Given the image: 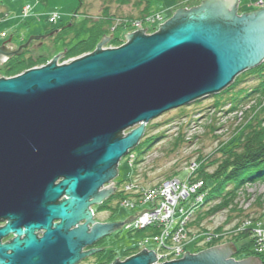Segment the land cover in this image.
<instances>
[{"label": "water", "instance_id": "1", "mask_svg": "<svg viewBox=\"0 0 264 264\" xmlns=\"http://www.w3.org/2000/svg\"><path fill=\"white\" fill-rule=\"evenodd\" d=\"M237 3L203 0L177 9L154 33L124 35L119 47L102 49L105 37L69 63L59 65L58 53L44 66L0 78V218L9 220L0 237L17 234L0 245V264H75L87 254L82 247L123 226L95 222L87 208L101 203L104 184L106 196L113 193L118 162L145 125L219 93L264 61V8L237 15ZM4 42L0 64L31 39L14 49ZM36 230H43L40 238ZM228 247L235 253L228 242L162 264H261L256 257L228 259ZM155 259L143 249L112 264Z\"/></svg>", "mask_w": 264, "mask_h": 264}, {"label": "rangeland", "instance_id": "2", "mask_svg": "<svg viewBox=\"0 0 264 264\" xmlns=\"http://www.w3.org/2000/svg\"><path fill=\"white\" fill-rule=\"evenodd\" d=\"M135 1L131 0L129 4H121L119 0H82V4L79 5L78 0H0V32L7 33L6 37H0V46L9 37L11 40L4 43L11 49L17 48L31 39L27 55H31L34 58L43 55L50 62L53 57L71 44V42H65L64 39L54 42L50 38L51 36L45 39H33L47 35L52 28L54 30L57 27L73 23L74 30L80 29L81 26L87 27L91 25L106 29L108 25L102 20L105 15L112 19L114 18L113 21L116 23V21L123 18L138 19L141 16L150 14L155 18L157 17V20L152 22V24L144 23L145 26L143 27L158 30L159 25L168 20L177 9L196 7L203 0H182L178 1V3L177 0H149L145 11H143L145 3L136 6ZM237 1V15L250 13L261 7L264 8V4L263 6L258 4L261 0ZM26 5L30 6V11L24 17L22 16V10ZM52 14L58 15V20L56 24L49 25L46 17ZM132 31H134V27L131 25L126 30L114 31V35L120 37L121 45H123L126 43L124 35L132 33ZM81 35L84 36L85 34L82 33ZM108 37L110 36L108 35ZM109 40L110 38L101 45L102 49L113 47V45L109 44ZM61 56L62 53L58 56V64L65 62L60 59ZM1 77L4 78L2 74H0ZM240 79L241 81L237 86L219 95L218 98L217 94L208 95L180 108L166 111L149 121L145 125L143 135L139 141L151 136L157 137V140L153 143L146 142L141 144L140 147L133 150L129 158H127L128 155L122 157L116 167L117 175L112 182L120 188L130 177L134 183L150 187L157 185L164 179L180 177L183 173L182 170L193 163L197 164L196 170L203 166V172H213L222 159L220 157L221 153L227 146L236 143L238 138H240V134H242L241 132L245 130L243 132V135H245L251 130L247 128L249 124L257 123L259 119H262L264 123V99L260 102L261 105H258V95L245 96L249 90L248 88L257 84L256 79L252 75L247 74L240 76ZM238 90H241L240 96H245V98L235 108H232L229 104V99ZM216 100H219L224 105L221 104V106L215 107ZM197 177L198 174L195 175L196 179ZM110 198L105 203L107 208H105L106 211L104 212H101L102 209L99 205L93 206L96 217L101 219V217L105 216L108 223H126L136 212L147 207L145 205L128 209L123 206H116L115 199ZM233 200L235 207L230 209L231 206L211 216H206L202 218L199 224L194 223L195 214L188 217L187 221L191 220L188 224L186 222V226L190 228L189 230L187 229L189 235L193 236L194 240L199 241L194 247L191 241L189 244L186 243L183 248L184 252L193 249H196L195 252L198 250L204 251L208 248L205 246L207 242L205 237L199 238L196 236L205 230L213 231L217 227H222L221 233H226L225 238L228 236L227 240L225 239L226 241L223 239L222 244L229 242L235 248L247 245L249 238H243L234 243L230 241L234 236H232L233 229L239 227V224L246 218L252 221L253 219L264 220V217H262L264 214V183L246 185L239 190ZM217 202L218 199L211 200L208 204H205L201 215ZM187 216L184 215L181 218L184 219ZM149 234L143 231L130 232L124 224L111 232L100 244L103 249H106L105 253L101 255L102 259L109 252L116 255L115 259H122L126 250L134 248L140 240L145 239ZM147 246H152V243L149 242ZM252 250L254 251L253 248ZM256 252L261 254L260 259H258L261 264H264V250ZM235 254H238L237 249ZM239 258L236 260H241ZM115 259H108L107 262Z\"/></svg>", "mask_w": 264, "mask_h": 264}, {"label": "trees", "instance_id": "3", "mask_svg": "<svg viewBox=\"0 0 264 264\" xmlns=\"http://www.w3.org/2000/svg\"><path fill=\"white\" fill-rule=\"evenodd\" d=\"M78 1L79 5H81L82 0ZM178 1L182 0H177V3ZM119 2L121 4H129L131 0H119ZM142 3H145V7L143 9V11H145L149 0L135 1L136 6H140ZM149 16L151 15L148 14L145 16H141V18L139 17L138 19L123 18L119 21H116L115 23L113 21L114 18L112 19L105 15L104 17H102V20L105 24L108 25L106 29L99 28V26L97 25H91L87 27L81 26L80 29L75 28L77 30H74V24L70 23L67 26H60L54 29L58 31L54 33L50 38H52L54 42L60 39H64V41L68 43L71 42L70 46L65 48L61 52L62 56L60 59H62V61H66L82 54L93 52L100 41L103 38L108 37V35L111 36L109 44L113 45V47H118L119 45H121V39L120 37L114 35V31L120 29L126 30V28H128L133 21L143 20ZM48 24L52 25L50 23ZM54 30L52 28L51 31ZM110 31H112V33H110ZM82 33L85 35H81ZM29 46L30 44L21 52L20 55L12 56L3 62V64L0 66V74H2L4 78L17 76L33 67L44 65L48 62L49 59L43 55L36 56L35 58L31 55H27V52H29ZM244 74L252 75L257 81V84L254 87L248 88L249 90L245 94V96L258 95V105H261L260 102L264 99V61L258 66L237 75L232 83H230L226 88L217 93V98L219 97V95L226 93L229 90L233 89V87L237 86L241 81L240 76H243ZM240 93L241 90H238L234 96L230 97L229 104L232 108H235L240 103V101L245 98V96L241 97ZM221 104L223 103H220L219 100H216L214 106H221ZM247 128L251 130L245 135H243V132H245V130L241 132L242 134H240V138H238L237 142L227 146V148L221 153L220 157L222 159L217 164V167L213 172H203V166L200 167L199 170H197L198 177L203 179V182L205 183L203 189L208 191L207 199L206 201H204L205 204H208L209 201L216 199H218V202L212 205L211 208L207 209V211L204 212L203 215H201V212H195L194 214L196 216L194 219V223L199 224L202 218L206 216H211L216 212L230 208L231 206L232 207L230 209L235 207V204H233V199L237 196L239 190L243 189L246 185L264 183V123L262 122V119H259L257 120V123L249 124ZM155 140H157V137L155 136L144 138L143 140L139 141L133 149L129 151L128 155H131L133 153V150L137 147H140L141 144L146 142L153 143L155 142ZM129 180H131L130 177L127 179V181ZM121 196L122 194L120 192H116L110 197L114 198L116 202L118 200V197ZM110 197L109 199H111ZM116 206L118 205L116 204ZM203 207L204 206L202 205V210L204 209ZM100 208L103 209V207ZM104 208L107 207L105 206ZM262 217H264V214L262 215ZM244 220L245 219H243V221ZM243 221L241 223H243ZM253 221H257V219H253ZM241 223L239 225H241ZM141 231L151 234L156 232L153 228H146L134 232ZM213 231L215 233L222 234V227H217ZM225 235L226 234L223 233V235H221L220 237H214L216 238L215 240L210 239V241L206 242L205 246L210 248L217 245V243L222 244V241H224L225 239L227 240L228 238V236L227 238H225ZM243 238H249V241L247 245H244L240 248L236 247L239 257L242 259L246 257H257L260 259L261 254L252 250V240L249 228L241 231L239 235H234L232 237V240L230 241L234 243ZM130 252L131 249L126 250L122 257H126L130 254ZM115 256V254L111 253L108 259L113 260L115 259Z\"/></svg>", "mask_w": 264, "mask_h": 264}, {"label": "built area", "instance_id": "4", "mask_svg": "<svg viewBox=\"0 0 264 264\" xmlns=\"http://www.w3.org/2000/svg\"><path fill=\"white\" fill-rule=\"evenodd\" d=\"M258 4L263 6L264 1L261 0ZM29 11L30 6L26 5L22 10V16L25 17ZM153 17L154 16L151 15L143 20L133 21L131 23L134 27L132 33L139 29H144V23L152 24V22H155L157 17ZM57 20L58 15L56 14L47 16V22L52 25L56 24ZM144 31L145 34H151L156 32L157 29H145ZM0 37L4 38L6 37V34L0 32ZM72 60L73 59H69V61H65L61 64L69 63ZM130 156H128V158ZM186 169L187 173H182L181 175L183 177L176 176L166 181L163 180L158 186L144 187L134 183L131 179L124 182L120 188H115L113 193L120 192L122 194V196L118 197V200L115 202L118 206L134 209L135 207L147 205L146 208L136 212L128 222L124 223L127 230L137 231L146 228H153L156 231L155 233H150L145 239L140 240L137 245L131 249L130 254L126 258L138 254L143 249H145L146 252L151 250L154 253L156 259L151 264H157V261L161 264L176 260L177 257L180 258L183 256V248L186 245L183 242V238L188 232L186 222L188 217L196 212L195 206L202 203L200 202L202 201L200 195L203 194L204 188L203 182L201 181H197L194 185H190L191 183L187 184L188 182L194 181L193 173L196 171V165L192 164ZM112 185L115 187L114 184ZM200 191L202 192L197 195V198L192 197L193 193L196 195V193ZM186 197H188V200H190L191 203L180 205V202ZM189 198L195 199L194 201L197 202V204L193 203V199ZM184 215L188 216L182 219L181 217ZM157 218L163 220L162 223H159L162 226H165L164 228L162 227V230H157ZM246 228L250 229L252 248L254 251L264 250V220L252 221L245 219L243 223H241L239 227L233 229V231H243ZM221 235H223V233L219 234V236ZM202 237H205L206 241L211 239V235H205ZM149 242L152 243V246L148 247L147 244Z\"/></svg>", "mask_w": 264, "mask_h": 264}, {"label": "flooded vegetation", "instance_id": "5", "mask_svg": "<svg viewBox=\"0 0 264 264\" xmlns=\"http://www.w3.org/2000/svg\"><path fill=\"white\" fill-rule=\"evenodd\" d=\"M57 183V182H56ZM55 183V184H56ZM109 190V187L107 184H104L99 192H100V196L98 197H101L102 200H101V203L99 204L100 207H103V209L101 210V212H104L106 211V209L104 208L105 207V203L106 201L109 199V197L112 195L110 194L109 196H106L107 195V191ZM66 199V196L62 195L60 196L58 199H57V203L59 202H62L63 200ZM92 198L89 199V201H91ZM94 205H88V208L87 210L91 211V215H92V219L95 221V222H100V223H108L106 217H101V219H98L96 217V214H95V211H94V208H93ZM86 211V210H85ZM9 222V220H5V219H1L0 218V228L4 227L7 223ZM55 223H57V221H53L52 222V225H54ZM75 226L69 228V230H71L72 228H74ZM23 229V228H22ZM43 233V230H36L34 232V234L36 235L37 238H40L41 235ZM108 235H105V236H102L100 237L99 239H97L96 241H94L91 245H86L84 247L81 248L80 250V253L81 254H84V253H87V254H84L83 257H81L75 264H111L113 261L111 262H107L109 256H110V252L107 256H105L103 259L101 257V255L103 253H105V250L106 249H103L100 244L106 239ZM17 237V234L13 233V232H8V234H6L4 237H0V245H8L10 244L13 239H15ZM24 238V234H21L19 236V239H23ZM99 247V248H98ZM227 253H228V259L229 258H232L234 260H236L238 258V254H235L231 251V248L228 247V249H226ZM122 260V259H121ZM205 264H213L212 263V260L210 259H206L205 260Z\"/></svg>", "mask_w": 264, "mask_h": 264}, {"label": "bare ground", "instance_id": "6", "mask_svg": "<svg viewBox=\"0 0 264 264\" xmlns=\"http://www.w3.org/2000/svg\"><path fill=\"white\" fill-rule=\"evenodd\" d=\"M119 47V46H118ZM113 48V47H112ZM114 48H116V47H114ZM86 54H89V53H86ZM85 54V55H86ZM80 57H82V56H80ZM80 57H77V58H80ZM74 59H76V58H74ZM73 59V60H74ZM48 63V62H47ZM46 64V63H45ZM44 64V65H45ZM44 65H40V66H36V67H33V68H37V67H41V66H44ZM20 75V74H19ZM128 155V154H127ZM128 156H130V155H128ZM128 156H127V158H128ZM194 165H197V164H195V163H193ZM190 165H192V164H190ZM182 172L183 173H187V169L185 168L184 170H182ZM197 174V170L193 173V179H194V181H191V182H188L187 184H189V183H191L190 185H194V183H196L197 181H201V182H203V179H201V178H195V175ZM172 178V177H171ZM171 178H168V179H164V181H166V180H169V179H171ZM193 182V183H192ZM161 183V182H160ZM160 183H158L157 184V186L160 184ZM115 185V184H114ZM189 186V185H188ZM203 186H205V183L203 182ZM115 188L116 189H118L119 187H117L116 185H115ZM114 192V191H113ZM194 192V191H193ZM202 191H200V192H198V193H196V195H195V193H193L192 194V197L193 198H197V195L199 194V193H201ZM114 193H112V195H113ZM207 194H208V191L207 190H204L203 189V194H201L200 196H201V198H202V201H200V202H202V203H199V204H197V202H195L194 200L195 199H193V198H189V199H193V203H195V204H197L198 206H200V207H198L197 205L195 206V211L197 212V213H199V212H201L202 211V209H201V206L203 205V206H205V202L204 201H206V199H207ZM194 195V196H193ZM189 204V203H191L190 202V200H188V197H186L185 199H183L181 202H180V205H184V204ZM99 205V204H98ZM177 208V207H176ZM179 209V208H178ZM162 219L161 218H157V230H162L165 226H162L161 224H159V223H162ZM189 221V222H188ZM187 221V224L188 223H190V221L191 220H188ZM258 221H260V219H258ZM163 227V228H162ZM187 229L189 230L190 228L189 227H187ZM223 230V229H222ZM241 231L242 230H238L237 232L235 231V233H234V231H233V233H232V236L233 235H239L240 233H241ZM205 235H211V237L210 238H213L214 240L216 239V238H214V237H220L219 236V234L218 233H215L214 231H203V233L201 232V233H198L197 234V236L196 237H201L202 238V236H205ZM191 241V243H193V247L195 246V244H198V240H194V237L193 236H190L189 235V232L187 233V234H185V237L183 238V242L186 244H189V242ZM210 241V240H209ZM219 245H223V244H220V243H217V246H219ZM186 246V245H185ZM206 249H208V248H206ZM196 251V249H193V250H191V251H186V252H188V253H190V254H197V253H199V252H201V250H198L197 252H195ZM182 257L183 256H181L180 258L179 257H177V259L176 260H179V259H182ZM238 258H239V256H238ZM239 259H241L242 260V258H239ZM243 259H245V258H243ZM157 264H159V262L157 261ZM162 264V263H161Z\"/></svg>", "mask_w": 264, "mask_h": 264}, {"label": "clouds", "instance_id": "7", "mask_svg": "<svg viewBox=\"0 0 264 264\" xmlns=\"http://www.w3.org/2000/svg\"><path fill=\"white\" fill-rule=\"evenodd\" d=\"M127 256H128V255H127ZM127 256H126V257H127ZM126 257H124V258H126ZM124 258H122V260H121V259H118V260H119V261H123V260H124Z\"/></svg>", "mask_w": 264, "mask_h": 264}, {"label": "crops", "instance_id": "8", "mask_svg": "<svg viewBox=\"0 0 264 264\" xmlns=\"http://www.w3.org/2000/svg\"><path fill=\"white\" fill-rule=\"evenodd\" d=\"M47 18V17H46ZM48 23V22H47ZM7 34V33H6ZM8 36V35H7ZM11 40V38L9 39V41ZM7 42V41H6Z\"/></svg>", "mask_w": 264, "mask_h": 264}]
</instances>
